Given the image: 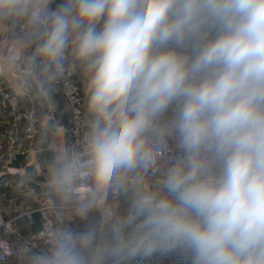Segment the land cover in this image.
<instances>
[{"label": "clouds", "instance_id": "9594fccd", "mask_svg": "<svg viewBox=\"0 0 264 264\" xmlns=\"http://www.w3.org/2000/svg\"><path fill=\"white\" fill-rule=\"evenodd\" d=\"M0 77L84 89L19 177L53 221L20 264H264V0H0Z\"/></svg>", "mask_w": 264, "mask_h": 264}, {"label": "built area", "instance_id": "2783aa9c", "mask_svg": "<svg viewBox=\"0 0 264 264\" xmlns=\"http://www.w3.org/2000/svg\"><path fill=\"white\" fill-rule=\"evenodd\" d=\"M0 98L6 101L12 117L8 125L0 129V185L19 190V180L11 178L12 174L9 170L11 163L27 152L28 144L35 133L34 115L29 109L22 108L20 93L15 87L11 89L8 86L5 77H0ZM53 99L56 104L55 109L40 103L46 122L57 120L59 114L64 116L66 140L75 142L83 131L84 94L79 79L73 77L68 85L64 86L63 83L58 85ZM33 201L22 198L19 202L11 203L9 205L11 217H8L0 206V264H20L15 254L16 250L27 243L34 246L41 243L45 230L53 223L40 194H37ZM35 212L41 217L40 229L27 234L22 233L16 225V220ZM80 222L77 220L71 226L79 229ZM165 264L170 262L166 261Z\"/></svg>", "mask_w": 264, "mask_h": 264}, {"label": "crops", "instance_id": "0c3cea01", "mask_svg": "<svg viewBox=\"0 0 264 264\" xmlns=\"http://www.w3.org/2000/svg\"><path fill=\"white\" fill-rule=\"evenodd\" d=\"M6 78V77H5ZM8 81V86L13 89L14 84L11 78H6ZM79 84L82 88L84 94L83 84L79 80ZM22 108L29 109L33 112L35 120V133L33 138L28 144L27 152L23 155H20L16 160H14L10 165L11 178L19 180L20 175L25 170H35L37 175L42 178L43 168L41 167L42 162L47 155L45 152L44 146L41 143L40 130L45 127L48 122L45 120L44 110L41 107L40 103L35 100L25 101L21 98ZM12 117L9 111V107L6 101L0 98V129H4L8 123L11 121ZM59 127L57 128V139L60 143H63L66 140V118L59 114L58 119ZM37 194H40V188L36 184L29 185L25 188H5L0 185V206L4 213L11 217L12 213L10 212L9 205L11 203L19 202L20 199L25 198L28 201L34 202V198ZM16 225L22 233L35 232L41 227V217L38 212L31 214L30 216L19 218L16 220ZM83 222L78 224L79 229L83 228Z\"/></svg>", "mask_w": 264, "mask_h": 264}]
</instances>
